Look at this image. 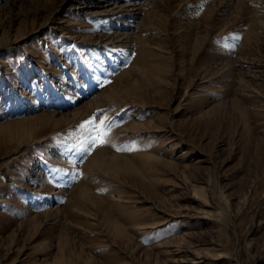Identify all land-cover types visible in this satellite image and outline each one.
<instances>
[{
  "label": "rangeland",
  "instance_id": "374dc122",
  "mask_svg": "<svg viewBox=\"0 0 264 264\" xmlns=\"http://www.w3.org/2000/svg\"><path fill=\"white\" fill-rule=\"evenodd\" d=\"M222 1L0 0V264H264V0Z\"/></svg>",
  "mask_w": 264,
  "mask_h": 264
},
{
  "label": "bare ground",
  "instance_id": "6f19581e",
  "mask_svg": "<svg viewBox=\"0 0 264 264\" xmlns=\"http://www.w3.org/2000/svg\"><path fill=\"white\" fill-rule=\"evenodd\" d=\"M85 1L86 0H82L83 3ZM155 1L156 0H145V1L144 0H87V3H84L85 8L81 7V8H75V9L76 10L80 9L79 11H81V12L86 10V11L94 13V15L95 14H100L102 16L103 15H111V16L114 15L116 19H121V18L125 19L128 17L132 18L135 15H139L142 12L143 7H145L149 3H153ZM223 1H224V3H223L224 5H222V6H227V5H229V1H231V0H223ZM250 1H252V0H250ZM222 2L220 3V5L222 4ZM252 4H254V3H252ZM254 6H255V4H254ZM122 23H124V21ZM111 40L114 42H117V43L128 45V43H129L128 42V33H126V32L125 33L123 32L120 34L114 33L113 38ZM138 57H139V55H138ZM136 61H135V65H137V63H138V61L137 62Z\"/></svg>",
  "mask_w": 264,
  "mask_h": 264
},
{
  "label": "snow or ice",
  "instance_id": "6c2138e0",
  "mask_svg": "<svg viewBox=\"0 0 264 264\" xmlns=\"http://www.w3.org/2000/svg\"><path fill=\"white\" fill-rule=\"evenodd\" d=\"M235 39H239L238 37H235ZM87 123H91L95 125V120L89 121ZM85 125H81V127H84ZM113 128V122H106L105 120L99 121V127H94L93 131L95 133L94 136H90V140L92 144L95 147H101L105 144L109 143V133L111 132ZM118 151H124L125 149H117Z\"/></svg>",
  "mask_w": 264,
  "mask_h": 264
}]
</instances>
